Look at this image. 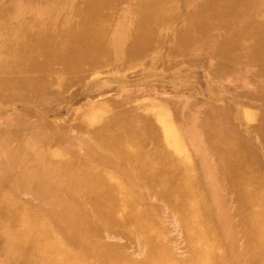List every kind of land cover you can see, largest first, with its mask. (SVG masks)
Instances as JSON below:
<instances>
[{
  "label": "bare ground",
  "instance_id": "obj_1",
  "mask_svg": "<svg viewBox=\"0 0 264 264\" xmlns=\"http://www.w3.org/2000/svg\"><path fill=\"white\" fill-rule=\"evenodd\" d=\"M240 263L264 264V0H0V264Z\"/></svg>",
  "mask_w": 264,
  "mask_h": 264
},
{
  "label": "rangeland",
  "instance_id": "obj_2",
  "mask_svg": "<svg viewBox=\"0 0 264 264\" xmlns=\"http://www.w3.org/2000/svg\"><path fill=\"white\" fill-rule=\"evenodd\" d=\"M156 70L157 71H156L155 75H153L151 77V81L154 82V85H157L156 87H154V89L152 91L153 94H155L157 97H159V95L162 96L164 98V100L165 99H169V98H173L174 100L177 101L178 98L172 97V95H174L175 93L173 92L172 85H171L170 81L168 80V74L170 73L171 70H168V72L167 71H164V73L160 70L159 67H157ZM162 76L163 77H166V79H164ZM155 77H157V78H155ZM174 79L176 81H178L176 78H174ZM166 87H168V88H166ZM166 90H168V91L167 92H164ZM103 98H105V97H103ZM180 100H182V99H180ZM181 132L182 131H180V129L177 130V134L178 135H179V133L181 135H183ZM245 135H247V133H245ZM251 135H252V137H250L251 138V142L254 145L255 142H256V137L253 134H251ZM183 140H185L184 137H183ZM185 144H186V145H184L185 148L187 150H189L190 154L196 160L197 159V152H196V150L193 149V146L187 144L186 141H185ZM254 147L256 149V144L254 145ZM258 150L260 151V149H257V151ZM260 155H262V154H260ZM228 213H229L230 216H232V211L231 210ZM213 216H214V218L219 217L217 212H215ZM164 226H165V229L168 231V247L171 249V251L173 252V254L176 257H178V259H180V258L182 259L185 255H184L183 250H181V248L183 246L181 244H179L182 241V238H181V223H180V221L178 220L177 216L168 213V220H166V223L164 224ZM208 230H209V232L211 234L212 233L213 234L216 233V229H208ZM233 234L235 236L231 238V236H233V235H231V233L226 230L224 232V234H223L224 238L222 239V241L218 240L220 244L222 242V244L224 246L225 245L227 246V249H228V251H227V254H228V257L227 258L228 259L227 260H233V257L234 256H237L238 254H243V253H246L247 252V251L244 252V250H241L242 242L239 239V232L233 233ZM114 242H116L117 244H123L124 243L122 240H115ZM233 242H234L235 248L233 250H231V244ZM138 257H141V255H139ZM240 264H242V263H240Z\"/></svg>",
  "mask_w": 264,
  "mask_h": 264
}]
</instances>
